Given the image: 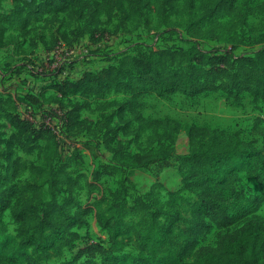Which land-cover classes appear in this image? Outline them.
Returning <instances> with one entry per match:
<instances>
[{
    "label": "rangeland",
    "instance_id": "rangeland-1",
    "mask_svg": "<svg viewBox=\"0 0 264 264\" xmlns=\"http://www.w3.org/2000/svg\"><path fill=\"white\" fill-rule=\"evenodd\" d=\"M29 2L30 6H22L25 33L6 28L0 36V43H6L0 48V192L14 184L24 187L28 191L27 203L41 216L48 208L61 207L70 199L71 213L74 206H89L91 212L71 230L76 235L72 247L46 264H86L87 260L100 264L99 255L77 258L80 250L91 244L110 248L109 237L96 222L95 202L105 198L112 207L125 204L151 212L155 192L158 200L166 204L168 193L180 188L178 160L191 153L187 136L181 131L170 142L155 132H144L136 139L134 131L138 126L131 115L118 113L120 103L127 100L125 96L108 92L81 97L82 87L78 86L66 89V98L62 100L50 86L56 79H76L85 69L113 65L123 55L140 57L153 50L189 49L192 44L186 29L179 25L187 13L170 11L158 0H85V6L66 13L40 11L47 0ZM242 2L257 6L258 11L247 18L249 27H240L235 32L233 44L237 45L234 52L237 56L252 55L264 44V0H238ZM97 5L102 6L100 14H94ZM163 9L172 25L157 26V13ZM12 11V0H0L1 13ZM210 14V10L200 13L205 20ZM76 28L88 29L96 35L93 38L86 34L71 46H59L55 56L50 57L59 43L75 40ZM228 44H232L231 36L198 43L200 49L216 55L229 48ZM3 94L17 99L13 112L34 129H51L52 146L32 132L17 130L6 119L12 109L4 102ZM28 96L38 98V103L33 104ZM141 101L140 113L145 119H170L182 127L218 129L257 148L263 145L264 98L254 100L246 92L233 96L217 90L193 97L181 93L167 98L145 95ZM106 141L112 146L121 145L128 155L164 151L167 157L161 154L159 159L166 158V163H151L133 170L132 183H125L127 187L122 189L117 175L107 174L106 168L115 163ZM16 163L20 168L12 178ZM237 185L248 195L259 193L256 183L243 173L238 175ZM198 194V191L178 193L181 220L177 230L191 222ZM106 207L107 202H103L101 208ZM252 220L264 225V202L229 229H221L205 219L203 228L197 232L195 250L214 247L219 235ZM0 235L8 239L0 252V264L33 263L34 251L19 250L18 226L9 209L2 215ZM124 250L136 253L133 240H129ZM193 259L194 253L188 262Z\"/></svg>",
    "mask_w": 264,
    "mask_h": 264
},
{
    "label": "trees",
    "instance_id": "trees-1",
    "mask_svg": "<svg viewBox=\"0 0 264 264\" xmlns=\"http://www.w3.org/2000/svg\"><path fill=\"white\" fill-rule=\"evenodd\" d=\"M158 1L170 11L187 13L179 25L186 29L188 41L192 44L189 49L153 50L140 57L123 55L115 64L86 72L76 81L63 80L50 86L62 100L66 98V89L78 86L82 87L81 97L108 92L121 94L127 100L120 103L118 113L131 115L138 126L134 131L136 139L144 132H155L173 142L175 134L184 131L191 152L178 160L176 172L180 188L168 193L166 204H162L152 192L153 211L125 204L112 207L105 198L96 201V222L109 237L110 248L91 244L80 250L77 258L99 255L100 264H264V225L256 220L219 235L214 247L202 246L195 250L197 232L203 228L205 219L221 229H229L264 202V130H261L263 145L257 148L218 129L182 127L170 119L148 120L140 113L141 98L145 95L167 98L181 93L193 97L222 90L233 96L246 92L254 100L263 99L264 44L252 55L239 56L234 53L237 45L233 44L235 32L240 27H249L247 18L254 16L258 7L246 2L238 3V0ZM12 4V12H0V36L6 28L25 33L22 6L32 3L12 0ZM85 5V0H47L40 6V11L66 13ZM179 6L181 10H178ZM97 7L94 14L102 11V6ZM206 10L211 14L205 20L200 13ZM156 24H173L165 9L158 11ZM86 34L93 38L96 35L89 33L88 29L76 28L75 40L62 44L71 46ZM224 36H231L232 44H228L230 47L223 49L220 55L199 48L201 40H221ZM5 44L0 43V48ZM27 98L33 104L38 103V98ZM4 102L12 109L5 117L17 130L32 132L45 139L48 145L54 144L50 128L34 129L13 112L16 108L14 101L5 98ZM70 114L68 112V117ZM106 127L111 129L108 124ZM125 132L128 133L127 130ZM106 147L111 150L115 163L106 168L107 174L117 175L122 189L127 187L125 183H132L133 170L151 163H166V158L159 159L161 154L167 157L164 151L128 155L121 145L112 146L106 141ZM19 168L16 163L12 178ZM240 173L256 183L258 194L248 195L238 187ZM180 191H198L199 194L191 222L177 230L181 220L177 203ZM27 193L24 187L16 184L0 192V224L4 211L9 209L18 226L19 250L30 249L36 253L30 264H46L72 247L76 235L71 230L91 212V208L74 206L71 213L70 199L61 207L48 208L41 216L27 203ZM103 202H107L105 209L101 208ZM129 240H133L136 253L124 250ZM7 241L4 235H0V252ZM193 253L194 259L188 262ZM86 264L95 263L87 260Z\"/></svg>",
    "mask_w": 264,
    "mask_h": 264
},
{
    "label": "crops",
    "instance_id": "crops-1",
    "mask_svg": "<svg viewBox=\"0 0 264 264\" xmlns=\"http://www.w3.org/2000/svg\"><path fill=\"white\" fill-rule=\"evenodd\" d=\"M111 65H112V64H111ZM108 66H109V65H108ZM105 67H106V66H105ZM100 69H101V68H100ZM97 70H99V69H85L84 72H82V74H81L80 76H78V78H76V79L71 80V79H69V78H68V79H65V78L63 79V78H62V80L56 79V81H53V82H60V81H63V80L76 81V80L80 79V78L83 76L84 73H86V72H94V71H97ZM17 74H19V72H18ZM2 97H3V98H9V99H11L12 101H14L15 104H16V102H17V99H15L13 95H10V94H9V95H7V94H3ZM27 108L30 109V107H27Z\"/></svg>",
    "mask_w": 264,
    "mask_h": 264
},
{
    "label": "built area",
    "instance_id": "built-area-1",
    "mask_svg": "<svg viewBox=\"0 0 264 264\" xmlns=\"http://www.w3.org/2000/svg\"><path fill=\"white\" fill-rule=\"evenodd\" d=\"M59 46H62L63 48L65 47V45L64 44H62V43H59L55 48H54V50L51 52V55H50V57L52 56V55H54L55 56V52H56V49H59Z\"/></svg>",
    "mask_w": 264,
    "mask_h": 264
},
{
    "label": "water",
    "instance_id": "water-1",
    "mask_svg": "<svg viewBox=\"0 0 264 264\" xmlns=\"http://www.w3.org/2000/svg\"><path fill=\"white\" fill-rule=\"evenodd\" d=\"M25 1H29V0H25Z\"/></svg>",
    "mask_w": 264,
    "mask_h": 264
}]
</instances>
